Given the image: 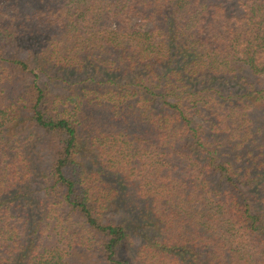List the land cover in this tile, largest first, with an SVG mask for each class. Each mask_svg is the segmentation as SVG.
Here are the masks:
<instances>
[{"label": "trees", "instance_id": "obj_1", "mask_svg": "<svg viewBox=\"0 0 264 264\" xmlns=\"http://www.w3.org/2000/svg\"><path fill=\"white\" fill-rule=\"evenodd\" d=\"M0 264H264V0H0Z\"/></svg>", "mask_w": 264, "mask_h": 264}]
</instances>
